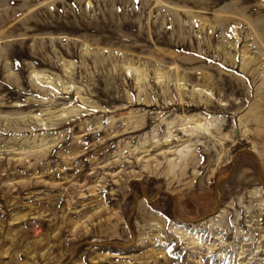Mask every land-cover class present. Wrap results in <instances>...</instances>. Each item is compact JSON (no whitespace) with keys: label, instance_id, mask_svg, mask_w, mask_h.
I'll return each instance as SVG.
<instances>
[{"label":"rangeland","instance_id":"374dc122","mask_svg":"<svg viewBox=\"0 0 264 264\" xmlns=\"http://www.w3.org/2000/svg\"><path fill=\"white\" fill-rule=\"evenodd\" d=\"M263 96L264 0H0V264H264Z\"/></svg>","mask_w":264,"mask_h":264},{"label":"bare ground","instance_id":"6f19581e","mask_svg":"<svg viewBox=\"0 0 264 264\" xmlns=\"http://www.w3.org/2000/svg\"><path fill=\"white\" fill-rule=\"evenodd\" d=\"M227 58H228V61L233 64V61L235 58L234 55H231L229 53ZM263 101H264V99H263ZM259 103H261V102H259ZM257 109H259V105H257ZM179 119L181 121V127L179 130L182 132L183 136H187V137L188 136L193 137V136L198 135V134L199 135H210L212 133V130H214L218 127V121L214 117L207 118V117H204L202 115L197 114V115H184V116L182 115V116H180ZM173 127H174L173 122H170L167 125L168 137L165 138V142H167V143L170 142L171 140L173 141V140L179 139L177 136H175L171 133V129ZM192 146H194V144L182 143V144L178 145L175 149L170 147V149L167 150V152L172 153V157L167 159V162H166V173L167 174L176 170L179 167V165H181L182 163L184 164V163H187L189 161V159L191 158V147ZM159 166L160 165L157 164L156 168ZM178 230H182V229L178 228ZM212 232L215 235L216 233H219L220 230L218 231V229L213 227Z\"/></svg>","mask_w":264,"mask_h":264},{"label":"water","instance_id":"95a60500","mask_svg":"<svg viewBox=\"0 0 264 264\" xmlns=\"http://www.w3.org/2000/svg\"><path fill=\"white\" fill-rule=\"evenodd\" d=\"M245 151L252 154L256 158V160L258 161V164L260 165L259 160H258L259 158H258L257 154L252 149H247ZM259 174H260V182L262 184V187L264 188V182L262 181L261 173H259Z\"/></svg>","mask_w":264,"mask_h":264}]
</instances>
